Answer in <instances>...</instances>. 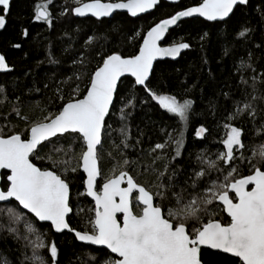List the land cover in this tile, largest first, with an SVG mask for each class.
Returning <instances> with one entry per match:
<instances>
[{
  "label": "snow or ice",
  "instance_id": "obj_1",
  "mask_svg": "<svg viewBox=\"0 0 264 264\" xmlns=\"http://www.w3.org/2000/svg\"><path fill=\"white\" fill-rule=\"evenodd\" d=\"M158 2L74 0L76 6L62 9L60 15H90L100 20L126 10L136 17ZM53 3L43 0L35 4L32 22L51 28L49 5ZM248 5L249 0H200L151 27L132 55L97 53L100 59L94 70L74 57L72 76L59 81L55 89L59 104H37L39 114L34 118L14 105L13 111L26 127L7 135L0 129V170H6L0 173V231L21 245V264H59L60 249L55 240L48 239L52 233L70 234L68 239L75 247L89 250L93 264H264V74H257L253 64L244 60L236 66L242 98L223 93L232 101V109L223 118L224 136L218 141L222 148L212 154L202 149L196 157L198 168L183 184L176 179L177 169L171 162L181 156L195 102L187 98L186 91L178 96L169 92L167 85L153 83L154 61L175 59L190 47L185 42L160 45L170 26L182 18L199 17L206 27L219 30L229 24L237 9ZM10 10L11 0H0V29L5 28ZM259 11L264 21V9ZM253 31L241 25L235 36L238 41H249ZM20 34L27 38L29 29L22 27ZM93 39L89 37L86 43ZM12 47L22 45L14 43ZM255 47L264 50V42ZM248 59L252 60L251 52ZM49 63H58L51 53ZM12 70L0 54V72ZM126 76L132 79L125 84L121 78ZM4 92L0 87V94ZM117 104L122 139L120 145L107 150L105 137L111 140L108 129L112 125L106 118L116 111ZM138 105L152 110L158 106L177 125L164 133L162 143L150 149L153 164H163L141 170L153 174L146 183L130 174L138 161L123 151L130 147L127 120ZM215 107L211 104L213 114ZM247 124L257 138L254 143L245 142ZM208 132L201 124L195 128L194 138L202 141ZM105 153L112 161L107 176L101 167ZM34 161H46L50 167ZM81 174L83 191L78 188L76 196L90 198L83 201L86 208L72 200L71 181ZM101 176L102 186L97 183ZM74 209L83 230L71 225Z\"/></svg>",
  "mask_w": 264,
  "mask_h": 264
},
{
  "label": "trees",
  "instance_id": "obj_2",
  "mask_svg": "<svg viewBox=\"0 0 264 264\" xmlns=\"http://www.w3.org/2000/svg\"><path fill=\"white\" fill-rule=\"evenodd\" d=\"M89 1L91 0H80L81 3ZM42 2L43 0H11L6 26L0 29V54L6 57L7 63L13 69L11 72L0 74V87L5 89V92L0 94V100L7 97L0 103V129H3L6 135L13 131H22L26 127L23 120L13 111L14 105L21 106L25 114L34 118L39 114L37 104L46 105L49 101L59 104V101L55 100V89L59 81L72 76L74 57L83 59L88 70H94L100 55L105 53L116 51L124 56L132 55L138 50L142 36L152 26L169 18L176 11L195 6L200 0H181L176 5L160 2L151 13L135 19L124 13H116L112 18L103 20L82 19L67 14L61 16L62 9L76 6L74 0H54V3L49 5L53 15L51 28L41 22H32L33 6ZM259 9H264V0H249V5L237 9L229 24L219 30L206 27V22L201 19L184 20L169 31L164 40V45L180 42L190 45L176 61L157 62L154 65L153 78V83L158 81L167 85V90L178 96L186 91L187 98L195 102L191 125L185 130L181 156L171 162L177 169L176 179L181 184L198 168L196 157L202 149H207L208 153L212 154L222 148L218 141L224 136L223 118L232 109V101L226 100L223 93L231 92L236 98H242L238 89L240 74L237 73L236 66L244 60L253 64L257 74H264V50L255 47L256 44L264 42V21H261ZM241 25L254 29L249 41L237 40L235 33L240 30ZM22 27L29 29L27 38L20 34ZM201 36H204V39H201ZM89 37L94 39L91 43H86ZM14 43H20L22 47L13 48ZM226 49L229 50L228 55H225ZM249 52L252 53L251 61L248 59ZM49 53L58 63H49ZM128 80L131 79H122L125 84ZM45 84L48 85L47 88L44 87ZM61 86L65 87L67 92L66 86ZM81 88L83 89V83ZM36 89H39V92L35 91ZM211 104L216 105L215 114ZM119 107L117 104L116 111L106 119L107 123L112 125V128L108 129L111 132V140L107 135L105 137L107 150H112L113 144L120 145L122 139L118 131L121 127ZM131 111L132 115L127 120L130 147L123 151L130 159L138 161L135 168L129 169L130 174L136 177L138 182L146 183L153 178V174L142 173L141 170L146 167H161L163 164V161L153 164L150 149L156 143H162L166 139L164 133L171 132L177 125L169 114L158 106L152 110L138 105ZM234 123L239 125L240 122ZM201 124L209 129L206 139L202 141L194 138L195 128ZM251 127V124L246 125V143H254L257 139ZM138 139L140 143H137ZM113 154L115 155V152ZM34 162L41 167H50L46 161ZM111 166L112 161L105 153L101 163L103 175ZM244 171L246 173V169ZM71 183L73 204L79 203L81 207L86 208L87 205L83 201L90 200L76 196L78 188L83 191L82 174ZM176 190L179 191V188ZM71 225L83 230V223L81 218L75 215V209L71 216ZM69 235L52 233L48 237L49 240H55L60 249L59 264H81L82 261L93 264L89 259V250L75 247L68 239ZM22 251L21 245L6 231H0V264H4L5 260L8 264H21ZM28 255H31L30 251Z\"/></svg>",
  "mask_w": 264,
  "mask_h": 264
},
{
  "label": "water",
  "instance_id": "obj_3",
  "mask_svg": "<svg viewBox=\"0 0 264 264\" xmlns=\"http://www.w3.org/2000/svg\"><path fill=\"white\" fill-rule=\"evenodd\" d=\"M180 1H181V0H178L177 3H172L171 0H159L158 4H157L153 9H150L149 11H147V12H145V13H140V14H138L136 17H131L130 15H128L127 12H126V10H117L116 12L113 13L112 16H110V17H103V18H101L100 20H103V19H110V18H112L116 13H124V14H127L130 18L135 19V18H138V17H141V16H143V15H147V14L151 13V12H152V11H153V10L159 5L160 2H165V3H167V4L176 5V4H178ZM89 2H91V1H89ZM89 2H85V3H89ZM102 3H104V2H102ZM107 3H108V2H107ZM74 17H76V16H74ZM76 18H82V19H84V18H92V19L97 20L95 17H91L90 15H88V16H86V17H76ZM188 19H201V20H202V18H199V17H187V18H182L181 20H179V21L177 22L176 25L170 26L168 32L171 31L172 29L176 28V27L179 25V23H180L181 21L188 20ZM152 27H153V26H152ZM168 32L165 34L164 39L160 41V45H161L162 47H167V46H170V45H171V44H169V45H164V40H165V38H166ZM145 34H146V33H145ZM186 50H187V49L182 50L181 53H180V55L177 56L175 59H172V58H170V57L158 58L156 61H154V65H155L157 62L166 61V60H167V61H176V60H177V59H178V58H179V57H180V56H181ZM0 74H3V72H0ZM123 78H130V79H132L131 77H127V76H126V77H122L121 79H123ZM106 119H107V118H106ZM4 171H6V170H0V173H2V172H4ZM99 180H100V177L97 178V183H98ZM102 184H103V183H102ZM102 184H101V186H102ZM125 186H126V185H125ZM88 199L90 200V198H88ZM55 234H56V233H55ZM236 259H238V258H236Z\"/></svg>",
  "mask_w": 264,
  "mask_h": 264
},
{
  "label": "rangeland",
  "instance_id": "obj_4",
  "mask_svg": "<svg viewBox=\"0 0 264 264\" xmlns=\"http://www.w3.org/2000/svg\"><path fill=\"white\" fill-rule=\"evenodd\" d=\"M111 169H106L103 176H107L110 174ZM103 176L100 177V185L103 183Z\"/></svg>",
  "mask_w": 264,
  "mask_h": 264
},
{
  "label": "flooded vegetation",
  "instance_id": "obj_5",
  "mask_svg": "<svg viewBox=\"0 0 264 264\" xmlns=\"http://www.w3.org/2000/svg\"><path fill=\"white\" fill-rule=\"evenodd\" d=\"M234 259H236V258H234Z\"/></svg>",
  "mask_w": 264,
  "mask_h": 264
}]
</instances>
